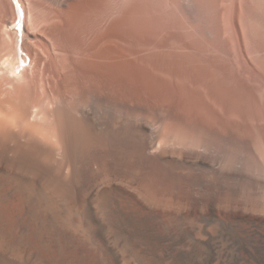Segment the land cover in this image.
<instances>
[{"label":"bare ground","instance_id":"1","mask_svg":"<svg viewBox=\"0 0 264 264\" xmlns=\"http://www.w3.org/2000/svg\"><path fill=\"white\" fill-rule=\"evenodd\" d=\"M0 264H264V0H0Z\"/></svg>","mask_w":264,"mask_h":264},{"label":"rangeland","instance_id":"2","mask_svg":"<svg viewBox=\"0 0 264 264\" xmlns=\"http://www.w3.org/2000/svg\"><path fill=\"white\" fill-rule=\"evenodd\" d=\"M16 9H17V13H18V15H19V17H20V19H22V11H21V8L19 7V4H16ZM18 24V23H17ZM16 27V26H15ZM13 30L15 31V32H17V35L20 37V31H16V29L13 27ZM19 54H20V56H24V54L19 50ZM28 63V61L27 62H25V63H23L22 62V65H26ZM12 202V203H11ZM10 203H9V208L11 209V211H13V212H17V211H19L20 210V204H19V202H18V200H16V199H14L13 201H11ZM12 205H14L13 207H11ZM12 209H14V210H12Z\"/></svg>","mask_w":264,"mask_h":264}]
</instances>
